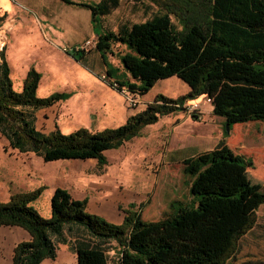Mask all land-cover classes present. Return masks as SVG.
<instances>
[{"label": "trees", "instance_id": "1", "mask_svg": "<svg viewBox=\"0 0 264 264\" xmlns=\"http://www.w3.org/2000/svg\"><path fill=\"white\" fill-rule=\"evenodd\" d=\"M63 1L90 9L96 48L107 65L104 80L113 88L143 96L158 80L176 75L190 91L178 98L159 93L117 127H82L68 134L57 127L44 132L37 128L33 110L50 107L68 94L39 97L42 74L35 66L30 67L23 89L16 91L4 46L0 133L13 148L46 161L96 159L105 164L107 150L119 148L145 126L185 109L188 100L200 96L212 98L214 114L224 117L230 128L264 120V0H131L152 10V15L121 23L117 31L104 29L101 21L123 0ZM6 16L0 15V27ZM116 43L125 46L119 53L123 78L115 74L106 55ZM73 51L86 55L84 50ZM250 164L251 159L234 154L226 140L185 158L191 199L173 201L174 210L157 220L143 218L145 202H141L131 203L122 223L111 222L89 212L86 199L75 198L62 186L52 195V214L47 218L31 205L41 189L14 193L9 201H0V226H20L30 238L15 246L12 264L55 259L60 243L70 244L78 264H107L111 249L119 264H227L241 239L257 225L264 204V185L250 190L253 180L246 171Z\"/></svg>", "mask_w": 264, "mask_h": 264}, {"label": "rangeland", "instance_id": "2", "mask_svg": "<svg viewBox=\"0 0 264 264\" xmlns=\"http://www.w3.org/2000/svg\"><path fill=\"white\" fill-rule=\"evenodd\" d=\"M0 7H3L0 15L7 13L0 47L6 46L14 89H23L30 67L35 66L42 74L39 97L56 92L68 94L50 107L33 110L37 128L44 132L57 127L65 134L82 127L91 130L117 127L131 114L145 109L156 94L178 98L190 91V86L175 75L158 80L149 94L151 98L140 95L139 102H130L126 92L113 88L102 77L106 65L96 46L88 47L84 58L71 51L86 39L97 41L87 7L63 0H0ZM152 12L142 4L123 0L101 22L104 29L117 31L122 22L144 21ZM124 48L116 43L113 52L106 54L111 68L122 78L125 67L119 53ZM205 97L186 102L201 101L196 113L183 109L194 117L184 113L179 124L174 125L176 115L164 116L119 148L107 150L105 164L96 159L46 161L33 152L13 148L0 133V201H9L14 193L41 189L31 205L49 218L52 195L62 186L75 198L86 199L89 212L114 223L123 222L131 203L138 206L145 202L142 211L145 220L168 216L177 206L173 201L186 203L191 199V176L183 172L182 157L200 146L213 148L219 141L216 123L206 119L213 110ZM219 119L223 129V120ZM223 131L228 134L226 145L231 151L251 159L252 164L246 170L253 180L250 190L264 185V120L239 122L233 128L226 125ZM194 139L201 142L192 145L190 141ZM166 149L173 156L167 166ZM29 238V232L20 226H0V264H12L15 246ZM41 264H78L77 255L70 244L60 243L56 258H46ZM107 264H119L114 249L110 250ZM227 264H264V204L258 210L257 225L241 239L237 253Z\"/></svg>", "mask_w": 264, "mask_h": 264}, {"label": "crops", "instance_id": "3", "mask_svg": "<svg viewBox=\"0 0 264 264\" xmlns=\"http://www.w3.org/2000/svg\"><path fill=\"white\" fill-rule=\"evenodd\" d=\"M0 9H2L3 10V7L1 8L0 7ZM123 24H127V22L126 21H124V22H122ZM4 38V26L2 25L1 27H0V43L2 42V39ZM2 45H4V42L2 43ZM3 47H0V49H2ZM105 63V62H104ZM106 65V64H105ZM106 70H107V65H106ZM152 91V89L151 90H149V92H147L146 94H144L143 95V97H147V98H151L150 96H149V94H150V92ZM157 95V94H156ZM152 97H155V96H152ZM195 99H198V98H195ZM195 99H191L190 101H193V100H195ZM189 101V100H188ZM211 110H213V105L211 106ZM183 113V114H182ZM184 113L186 114V115H189V114H187L185 111H183V110H178V111H176V112H173V113H170V114H167V115H164V116H170V115H176V117H177V119H176V117H174L173 118V120H174V125L176 124V125H178L179 124V122H180V120H181V117L182 116H184ZM164 116H162V117H164ZM189 116H192V115H189ZM161 117V118H162ZM192 117H194V116H192ZM160 118V119H161ZM219 118H222V124L224 123V128H225V119H224V117H222V116H218V115H216V114H214V112L212 113V114H210V115H208V117H206V119L209 121V122H212V123H216V125H217V133H220L219 135H218V137H219V141H218V143L213 147V148H215L218 144H219V142L221 141V140H227V138H228V136L224 133V128L223 129H220V119ZM159 119V120H160ZM195 119H198V120H200L199 118H195ZM205 119V118H204ZM194 122H196V121H194ZM221 124V125H222ZM236 125V124H235ZM234 126V125H233ZM176 127V126H175ZM174 127V128H175ZM174 128H173V130H174ZM197 142H201L200 140H197V139H194L193 141H190V143H192V145H195V146H197L196 144H197ZM226 143H227V141H226ZM187 146V144L185 145V146H183V149L185 148ZM213 148H205L204 146H200L199 148H196V149H194V152L192 153V154H190V155H185V156H183L182 157V161H181V165L183 164V161H184V159L185 158H187V157H191V156H194V155H196V154H198V153H200V152H203V151H207V150H211V149H213ZM167 150V152H166V157H167V161L166 162H164V165H168L169 163H172V160H173V156L171 155V154H169V152H170V150L169 149H166ZM183 172H184V166H183ZM185 173V172H184Z\"/></svg>", "mask_w": 264, "mask_h": 264}, {"label": "built area", "instance_id": "4", "mask_svg": "<svg viewBox=\"0 0 264 264\" xmlns=\"http://www.w3.org/2000/svg\"><path fill=\"white\" fill-rule=\"evenodd\" d=\"M96 44H97V41H94L92 39H86L84 42L76 45L75 48L72 47L71 50H84L86 52V49L88 47H90V46H96ZM67 50H69V49H67ZM102 77L104 79H106L107 78V75L104 74ZM114 85H117V83L114 82ZM122 92H126L128 94V98H129L130 102H133V103L139 102V96H140L139 94H137L135 92H132V91L128 90L127 88H123L122 89ZM205 99H206V102H208L209 104L212 105L213 100H212L211 97L206 96ZM200 103H201V101H197V102L195 101V102H191V103H185L184 104V107L187 109V112L196 113V111L200 110ZM147 106H148V104H147Z\"/></svg>", "mask_w": 264, "mask_h": 264}, {"label": "water", "instance_id": "5", "mask_svg": "<svg viewBox=\"0 0 264 264\" xmlns=\"http://www.w3.org/2000/svg\"><path fill=\"white\" fill-rule=\"evenodd\" d=\"M227 127L230 128L229 124H227Z\"/></svg>", "mask_w": 264, "mask_h": 264}]
</instances>
